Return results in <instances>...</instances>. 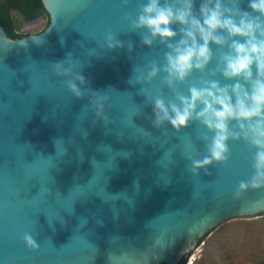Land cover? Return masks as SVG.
Segmentation results:
<instances>
[{"label":"water","instance_id":"obj_1","mask_svg":"<svg viewBox=\"0 0 264 264\" xmlns=\"http://www.w3.org/2000/svg\"><path fill=\"white\" fill-rule=\"evenodd\" d=\"M143 2L41 0L48 16L15 31L28 36L12 40L0 26V264H188L230 226L264 221V189L233 198L253 174L255 149L229 140L226 164L192 176L187 157L206 155L199 137L207 130L197 121L179 133L152 127L153 106L140 84H128L144 65L162 64L166 50L129 32L124 16ZM248 3L240 0L241 9L251 11ZM109 32L124 47L107 49ZM57 61L108 97L107 127L87 90L77 99L61 85ZM214 67L215 59L206 73ZM201 78L194 72L177 90L187 95ZM144 88L154 97L161 76ZM172 98L165 90V102ZM26 232L37 250L25 245Z\"/></svg>","mask_w":264,"mask_h":264},{"label":"clouds","instance_id":"obj_2","mask_svg":"<svg viewBox=\"0 0 264 264\" xmlns=\"http://www.w3.org/2000/svg\"><path fill=\"white\" fill-rule=\"evenodd\" d=\"M128 3L129 0H121L122 7ZM195 4L196 0H144L138 4L135 17L124 16L129 32L141 34L143 46L151 48L158 41L166 49L162 64L153 60L144 65L143 72L135 81L129 79L128 84H140V94L153 106L152 127L160 129L168 124L179 133L190 122L197 121L207 133L213 134L211 138L207 133L199 137L206 155L200 159L187 157L190 161L187 171L192 176H198L200 170L211 175L207 169L213 163L226 164L230 157L229 140L243 141L255 149L253 174L240 181L233 192V198L239 199L249 190L264 189V0H249L251 11L242 10L240 0H200L198 9ZM173 26L178 27L174 30ZM105 45L113 50L124 47V42L109 32ZM210 45L215 46V54ZM127 48L131 53V41L127 42ZM214 59L215 67L206 73ZM51 66L72 96L79 99L87 90L91 110L107 127L108 97L85 87V76L74 72L72 64L65 66L64 61H57ZM194 72L202 78L191 83L187 95L178 91L177 86ZM157 76H161V88L153 97L144 85ZM217 76L234 83L221 84ZM165 90L173 97L167 102ZM23 241L34 251L39 248L36 239L27 232Z\"/></svg>","mask_w":264,"mask_h":264},{"label":"rangeland","instance_id":"obj_3","mask_svg":"<svg viewBox=\"0 0 264 264\" xmlns=\"http://www.w3.org/2000/svg\"><path fill=\"white\" fill-rule=\"evenodd\" d=\"M39 17L16 15L14 31L36 28ZM188 264H264V221L230 226L211 238Z\"/></svg>","mask_w":264,"mask_h":264},{"label":"trees","instance_id":"obj_4","mask_svg":"<svg viewBox=\"0 0 264 264\" xmlns=\"http://www.w3.org/2000/svg\"><path fill=\"white\" fill-rule=\"evenodd\" d=\"M20 16L26 19H32L39 15H47L41 0H2L0 1V26L6 32V35L12 39H21L28 35L18 34L14 31L13 18ZM48 16V15H47ZM187 258H184L179 264H186Z\"/></svg>","mask_w":264,"mask_h":264}]
</instances>
